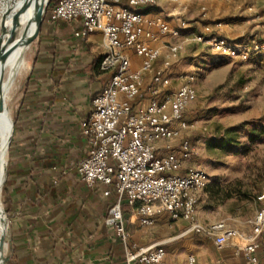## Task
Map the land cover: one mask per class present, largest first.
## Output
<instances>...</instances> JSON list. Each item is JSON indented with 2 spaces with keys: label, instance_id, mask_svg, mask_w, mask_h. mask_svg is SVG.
I'll use <instances>...</instances> for the list:
<instances>
[{
  "label": "built area",
  "instance_id": "2783aa9c",
  "mask_svg": "<svg viewBox=\"0 0 264 264\" xmlns=\"http://www.w3.org/2000/svg\"><path fill=\"white\" fill-rule=\"evenodd\" d=\"M178 1L55 0L47 11L51 22H78L74 38L100 33L103 39L105 54L97 68L109 79L91 100L92 112L82 129L88 151L78 162L76 174L88 188L97 184L113 187L116 200L107 211L104 226L122 245L124 264H170L163 247L129 243L120 206L124 197L129 212L143 228H151L161 219L183 222L185 233L211 240L217 248L239 238L243 244L235 248L234 255H241L245 264H264L258 258L264 244V184L255 197L261 208L251 221L249 234L223 222L201 224L195 212L208 177L189 164L194 146L184 136L189 129L185 112L196 97L195 77L183 76L180 86L169 94L164 90V76L188 40L240 62L264 54V44H236L211 35L208 26L197 35L185 33L183 21L174 28L140 12L160 2ZM164 37L169 42L163 51L151 46ZM130 54L138 60L136 68ZM185 264L198 263L195 256L188 255Z\"/></svg>",
  "mask_w": 264,
  "mask_h": 264
},
{
  "label": "crops",
  "instance_id": "0c3cea01",
  "mask_svg": "<svg viewBox=\"0 0 264 264\" xmlns=\"http://www.w3.org/2000/svg\"><path fill=\"white\" fill-rule=\"evenodd\" d=\"M153 8L144 14L154 18ZM179 14L176 10L167 14L173 17L167 22L171 27L182 21ZM77 28L78 22H51L46 13L30 43L34 54L13 112L7 174L0 194L8 219V264H124L122 245L104 226L116 200L113 187L88 188L76 174L78 162L88 151L82 129L92 112L91 100L109 79L94 66L105 54L101 34L76 39ZM167 42L164 37L151 46L163 51ZM130 60L136 68L138 60L131 54ZM168 77L169 72L164 76L165 92L170 90ZM124 221L130 244H166L152 240L147 233L150 228L141 227L131 212ZM249 231L238 232L247 235ZM188 234L183 231L172 239ZM209 241L193 250L171 245L165 250L166 261L185 264L186 256L193 254L198 264H245L243 258L241 262L234 259L241 239H232L221 248ZM263 253L264 244L258 251L260 261Z\"/></svg>",
  "mask_w": 264,
  "mask_h": 264
},
{
  "label": "rangeland",
  "instance_id": "374dc122",
  "mask_svg": "<svg viewBox=\"0 0 264 264\" xmlns=\"http://www.w3.org/2000/svg\"><path fill=\"white\" fill-rule=\"evenodd\" d=\"M173 10L180 11L178 17L187 26L185 33L197 35L208 26L211 35L236 44H264V0L160 2L152 12L156 15L154 19L169 22L173 17L167 14ZM15 38L13 36L11 41ZM34 47L30 44L26 48L24 70L18 73L8 90L5 104L12 121ZM168 72L170 90L167 94L178 86L183 76L195 77L196 97L185 112L189 129L184 136L194 146L189 164L203 170L208 177L205 189L198 194L195 216L201 224L223 222L246 233L261 208L255 197L264 184V54L240 62L214 54L206 44L188 40ZM11 73L7 67L4 81ZM0 205L4 210L1 199ZM186 228L183 222L161 219L147 233L152 240H165L162 247L166 251L175 244L189 250L203 242L210 244L208 239L191 233L172 239ZM6 239L7 236L5 242ZM212 248L219 253L215 246ZM2 256L6 259L2 264H8L10 248L7 242ZM242 258L238 255L234 259L241 262ZM260 258L263 262L264 253Z\"/></svg>",
  "mask_w": 264,
  "mask_h": 264
},
{
  "label": "water",
  "instance_id": "95a60500",
  "mask_svg": "<svg viewBox=\"0 0 264 264\" xmlns=\"http://www.w3.org/2000/svg\"><path fill=\"white\" fill-rule=\"evenodd\" d=\"M48 3L49 0H23L18 13L15 14L12 18L13 25L8 30H6L8 11H6L0 18V116L2 114L9 116L5 104L8 98V93L10 92L8 90L10 87L12 88L15 79L18 76L19 65L22 62H24V55L26 48L30 45V43L33 41V39L36 37V35L39 32V28L42 23L43 16L47 10ZM31 6L33 7V15L29 20V22L26 24L22 35L17 40L11 41V38L13 37L14 34V30L18 25V18L20 17V15L26 13V11ZM32 26H33V30L31 29ZM16 51H20V56L16 64V67L9 75V77L5 81H3L2 66H4L9 55H11L13 52ZM13 127H14L13 121L10 119V138L6 149V155L8 153L10 141L13 134ZM6 174H7V169H6V156H5L4 167H2V164L0 163V194L6 180ZM0 210L2 215V219L0 221L6 227V231L4 233L2 232L0 235V256L2 257L0 260V264H2L3 262L6 261V259H4L2 255L4 248L6 247V242L9 244V239H8L9 228H8V219L1 205H0ZM5 236H7L6 242H5Z\"/></svg>",
  "mask_w": 264,
  "mask_h": 264
},
{
  "label": "bare ground",
  "instance_id": "6f19581e",
  "mask_svg": "<svg viewBox=\"0 0 264 264\" xmlns=\"http://www.w3.org/2000/svg\"><path fill=\"white\" fill-rule=\"evenodd\" d=\"M23 0H0V18L1 16L8 11V18L6 21V30L10 29L12 27V18L15 14L18 13L21 4ZM33 15V7L31 6L26 13L20 15L18 18V25L14 30L13 36H16L15 40H17L23 33L24 28L26 24L29 22ZM33 30V26L31 28ZM20 56V51L13 52L9 57L7 58L4 66H2V80L4 81L5 74L7 72V67L11 69V72L16 67V64L18 62ZM25 63L22 62L19 65V73L24 70ZM10 138V118L8 115L2 114L0 116V163L2 164V167H4L5 163V156H6V149ZM2 219L1 210H0V220ZM6 227L1 223L0 221V235L3 232ZM1 260V256H0Z\"/></svg>",
  "mask_w": 264,
  "mask_h": 264
},
{
  "label": "trees",
  "instance_id": "16d2710c",
  "mask_svg": "<svg viewBox=\"0 0 264 264\" xmlns=\"http://www.w3.org/2000/svg\"><path fill=\"white\" fill-rule=\"evenodd\" d=\"M55 5V0H49V3H48V7H47V10L46 12L52 8L53 6ZM148 10V7L147 8H144L142 10H140L141 13H146ZM101 58H99L98 60H96L94 66L97 68L98 67V63L100 61ZM121 212H122V216H123V219L126 220L127 216L129 215V208L127 206V202H126V198H122L121 199Z\"/></svg>",
  "mask_w": 264,
  "mask_h": 264
}]
</instances>
